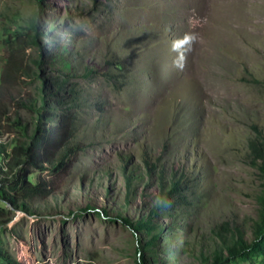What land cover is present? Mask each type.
Listing matches in <instances>:
<instances>
[{
	"label": "rangeland",
	"instance_id": "1",
	"mask_svg": "<svg viewBox=\"0 0 264 264\" xmlns=\"http://www.w3.org/2000/svg\"><path fill=\"white\" fill-rule=\"evenodd\" d=\"M40 7L42 51L57 54L67 44L79 75L72 141L83 148L61 171L30 169L31 180L47 177L56 186L36 202L42 214L12 208L0 191V264L8 256L22 264H191L194 243L211 228L249 225L263 185L249 142L264 131V0H42ZM40 7L0 0V72L12 48L27 61L39 53L26 45ZM185 35L193 39L174 50ZM37 90L34 78H21L0 95L30 119L23 102ZM125 160L144 177L137 188L144 197L124 205L132 218L159 192L145 160L165 177L187 180L186 199L169 201L151 234L83 210L120 208ZM227 264H264V256Z\"/></svg>",
	"mask_w": 264,
	"mask_h": 264
},
{
	"label": "trees",
	"instance_id": "2",
	"mask_svg": "<svg viewBox=\"0 0 264 264\" xmlns=\"http://www.w3.org/2000/svg\"><path fill=\"white\" fill-rule=\"evenodd\" d=\"M42 0H38V6ZM43 9L36 10L30 20V33L28 34L27 47L38 48L36 57L27 61L18 54L14 48L10 51L0 72V91L2 86H9L21 78H34L38 82V93L34 101H24L23 104L32 110L30 119L25 118L15 110L12 112L0 95V140L4 133H8L6 141H0V156L4 157V165L0 166V187L3 200L12 208L21 210L27 215L42 214L35 204L40 198L48 196L55 190L56 186L52 179L38 176L35 180L30 179L31 168L41 171L58 172L68 167V160L79 150L82 145L72 141V130L75 117L72 116L73 109L79 106V93L77 75L71 60L68 59L70 51L67 44L57 54L54 52L44 53L40 47V27L37 24ZM55 21H52L44 32H52ZM56 63V67H50ZM45 73L39 70L43 67ZM54 98V99H52ZM55 109H63L59 115ZM58 117V118H57ZM15 134L13 141L9 136ZM9 144H12L8 150ZM252 158L259 170L262 182L259 194L257 217L249 225L243 223L224 221L210 229V233L195 242L191 250L193 261L191 264H227L230 260L250 255L264 256V131H259L249 142ZM7 158V159H6ZM146 174L148 179L157 176L156 183L159 192L152 205L144 207L136 218L129 217L123 212L124 205L130 203L139 195L144 197L141 189L137 191L138 185L144 181L142 174H134V168L128 169V162H122L121 167L125 181V197L120 208L111 209L91 207L87 204L84 211L93 210L97 214L111 217L121 222L135 232L151 234L160 229L156 221L160 212L166 209L169 201L176 202L185 200L186 181L184 177H177L175 173L165 177L157 171V165L145 160ZM109 181L110 173L105 175ZM146 183V182H145ZM143 184V183H142ZM248 233L250 236H248ZM158 234L152 235L154 240ZM9 264H22L16 259L8 256Z\"/></svg>",
	"mask_w": 264,
	"mask_h": 264
},
{
	"label": "clouds",
	"instance_id": "3",
	"mask_svg": "<svg viewBox=\"0 0 264 264\" xmlns=\"http://www.w3.org/2000/svg\"><path fill=\"white\" fill-rule=\"evenodd\" d=\"M192 39H193L192 36L185 35L182 39L174 41L172 44V48L175 50V49L179 48L181 45L189 43ZM176 66L182 67V65H180V64H177Z\"/></svg>",
	"mask_w": 264,
	"mask_h": 264
},
{
	"label": "built area",
	"instance_id": "4",
	"mask_svg": "<svg viewBox=\"0 0 264 264\" xmlns=\"http://www.w3.org/2000/svg\"><path fill=\"white\" fill-rule=\"evenodd\" d=\"M7 136H4L0 141H6ZM24 254V251H22V255ZM23 264H32L31 261L29 259H26L25 261H23Z\"/></svg>",
	"mask_w": 264,
	"mask_h": 264
}]
</instances>
